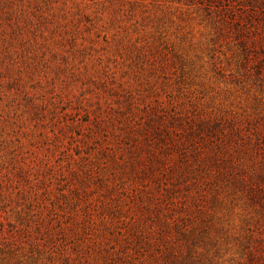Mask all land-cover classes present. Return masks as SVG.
I'll use <instances>...</instances> for the list:
<instances>
[{
  "label": "rangeland",
  "instance_id": "1",
  "mask_svg": "<svg viewBox=\"0 0 264 264\" xmlns=\"http://www.w3.org/2000/svg\"><path fill=\"white\" fill-rule=\"evenodd\" d=\"M0 264H264V0H0Z\"/></svg>",
  "mask_w": 264,
  "mask_h": 264
}]
</instances>
